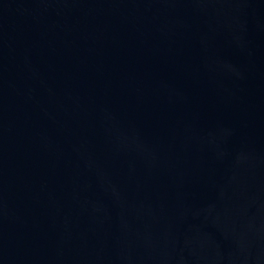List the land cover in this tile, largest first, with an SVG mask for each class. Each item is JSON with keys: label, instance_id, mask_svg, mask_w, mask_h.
Wrapping results in <instances>:
<instances>
[{"label": "water", "instance_id": "95a60500", "mask_svg": "<svg viewBox=\"0 0 264 264\" xmlns=\"http://www.w3.org/2000/svg\"><path fill=\"white\" fill-rule=\"evenodd\" d=\"M0 264H264V0H0Z\"/></svg>", "mask_w": 264, "mask_h": 264}]
</instances>
